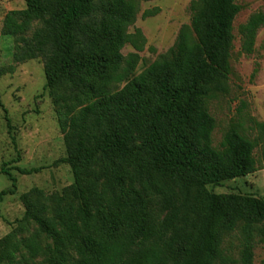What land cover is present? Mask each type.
<instances>
[{
  "label": "trees",
  "instance_id": "trees-1",
  "mask_svg": "<svg viewBox=\"0 0 264 264\" xmlns=\"http://www.w3.org/2000/svg\"><path fill=\"white\" fill-rule=\"evenodd\" d=\"M24 1L3 20L15 61L40 60L44 90L56 104L66 91L80 110L60 123L67 157L58 163L69 166L73 183L51 197L37 189L21 197L20 225L37 230L1 238L0 264H12L20 249L45 264H252L264 243V198L207 189L264 167V123L253 122V136L230 128L218 149L211 141L206 103L229 90L236 0L191 2L190 24L173 47L130 81L145 46L141 31L127 33L140 0ZM263 26L259 12L240 27L246 55ZM126 45L137 53L122 56ZM14 170L28 176L41 168ZM0 173L11 183L1 203L17 179L7 164ZM234 235L238 260L223 251Z\"/></svg>",
  "mask_w": 264,
  "mask_h": 264
},
{
  "label": "rangeland",
  "instance_id": "rangeland-1",
  "mask_svg": "<svg viewBox=\"0 0 264 264\" xmlns=\"http://www.w3.org/2000/svg\"><path fill=\"white\" fill-rule=\"evenodd\" d=\"M198 0H140L135 21L127 29L128 34L141 31L145 38L142 52L137 53L126 45L122 56L138 54V63L133 77L142 74L161 55L175 44L178 32L189 25L192 17L190 4ZM241 11L233 23V49L230 56L229 90L206 103L210 116L215 121L211 136L216 149L224 134L232 127L241 134L253 136V122L264 123V26L257 31L252 54L241 50L240 27L253 14L264 12V0H236ZM25 8L24 0H0V170L4 164L17 179L14 195H7L0 203V239L13 230L18 238L36 232L32 222H20L24 217L21 197L33 189L51 197L61 193L73 183L68 165L58 163L67 157L64 133L60 123L79 113V106L63 98L56 104L52 93L45 91L46 84L43 63L31 60L18 63L14 59L15 38L2 32L5 15ZM159 9L151 18L143 19L145 11ZM256 70V72H255ZM127 83V82H126ZM125 85L123 83L119 88ZM2 106V107H1ZM6 118L10 121V127ZM259 156V152L256 151ZM39 169L37 174L20 175L14 168ZM8 178L0 173V192L9 190ZM214 194H240L264 198V167L243 178L224 181L220 185H209ZM52 217L51 212L47 214ZM43 245L50 243L41 236ZM224 255L239 259V237L227 238L223 244ZM12 264H45L42 256L30 257L20 249ZM252 264H264V243H257L253 250Z\"/></svg>",
  "mask_w": 264,
  "mask_h": 264
}]
</instances>
